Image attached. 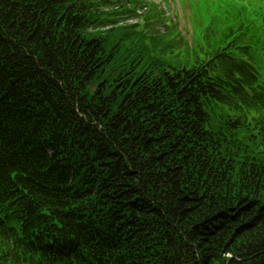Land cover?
Wrapping results in <instances>:
<instances>
[{"label":"trees","instance_id":"obj_1","mask_svg":"<svg viewBox=\"0 0 264 264\" xmlns=\"http://www.w3.org/2000/svg\"><path fill=\"white\" fill-rule=\"evenodd\" d=\"M141 1L0 0V264H264V0Z\"/></svg>","mask_w":264,"mask_h":264},{"label":"rangeland","instance_id":"obj_2","mask_svg":"<svg viewBox=\"0 0 264 264\" xmlns=\"http://www.w3.org/2000/svg\"><path fill=\"white\" fill-rule=\"evenodd\" d=\"M152 1L166 11V17L171 19L178 26L180 32L189 40L192 38V33L203 36L206 28L212 25L213 20L231 14H240L239 17H242L241 21L238 18L231 21L234 25H237V29H250L249 34L255 32L254 26L245 19L253 18L258 9L257 3L244 8L243 4L237 0H168L171 5H166L165 0ZM261 12L264 15V8ZM143 13V11L139 13V16L132 23L140 22ZM241 22H244L245 25L240 26ZM158 29L163 31L165 27L163 24H159ZM262 73L264 75V72Z\"/></svg>","mask_w":264,"mask_h":264}]
</instances>
